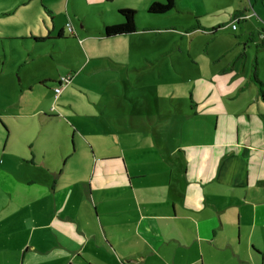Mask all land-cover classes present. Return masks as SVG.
I'll return each mask as SVG.
<instances>
[{
    "label": "crops",
    "instance_id": "1",
    "mask_svg": "<svg viewBox=\"0 0 264 264\" xmlns=\"http://www.w3.org/2000/svg\"><path fill=\"white\" fill-rule=\"evenodd\" d=\"M51 1L48 8L61 9ZM66 26L58 36L74 32L70 20ZM126 85L140 99L138 118L147 111L159 119L152 121L155 144L142 139L135 124V131L112 133L119 146L107 143L109 154L98 153L88 139L91 155L79 159L75 143L72 153H62L64 163L71 161L74 172L85 164L87 172L61 184L64 168L37 162L43 154L39 147L35 153L34 143L28 162L45 164L46 176L20 170L18 157H7L15 153L3 154L0 264H264V100L258 85L247 105L210 90V97L196 93L197 106L184 116L177 109L155 117L145 87ZM71 92L63 89L57 100L74 107L68 115L77 131L83 113ZM40 114L45 121L54 117ZM174 114L202 121L177 134L166 121ZM103 130L110 132L107 125Z\"/></svg>",
    "mask_w": 264,
    "mask_h": 264
},
{
    "label": "rangeland",
    "instance_id": "2",
    "mask_svg": "<svg viewBox=\"0 0 264 264\" xmlns=\"http://www.w3.org/2000/svg\"><path fill=\"white\" fill-rule=\"evenodd\" d=\"M154 1L164 0H55L61 6L56 11L48 8L51 0H0V159L15 153L7 157H18L20 170L46 176L45 164L28 162L29 144L34 143L35 153L39 147L43 154L37 162H60L58 167L64 168L61 184L87 172L85 164L74 172L71 161L64 163L62 153H72L75 143L79 159L91 155L88 139L98 153L109 154L107 143L119 146L112 133L135 131V124L140 137L155 144L152 121L159 119L148 118L142 102L145 118H138L143 114L135 106L140 99L126 81L145 87L154 117L177 109L184 116L191 105L197 106L196 93L210 97V90L244 105L257 96L255 68L264 80L259 34L264 28L263 0H175L169 11L151 14L148 6ZM121 7L136 10L137 29L131 35L103 38L105 23L111 26L123 18ZM245 8L247 18L236 20L235 12ZM67 20L76 34L58 36ZM97 64L104 67L94 69ZM90 68L94 70L88 72ZM55 74L69 79L63 89L72 91L75 109L83 113L77 131L68 115L76 113L74 107L55 98ZM42 77L49 80L43 83ZM42 111L56 118L45 121ZM183 116L166 120L173 133L184 131L191 121L190 127L198 129L202 120Z\"/></svg>",
    "mask_w": 264,
    "mask_h": 264
},
{
    "label": "trees",
    "instance_id": "3",
    "mask_svg": "<svg viewBox=\"0 0 264 264\" xmlns=\"http://www.w3.org/2000/svg\"><path fill=\"white\" fill-rule=\"evenodd\" d=\"M264 2V0H263ZM252 4V3H251ZM175 6V0H164V1H154L148 6V12L151 14H162L170 9H172ZM253 8V6H251ZM245 9H238L235 12V19H246L248 14H246ZM119 13L123 16V21L119 23H114L113 25L105 26L104 33L106 36H116L126 33H131L136 30V10H134L131 7H121L119 9ZM218 26L217 28H219ZM217 28H214L213 31H216ZM259 34H262L263 42L261 46H264V28L263 31H260ZM254 78L258 84L259 87V93L264 100V80H262L257 73V68L254 69ZM61 81V77L58 78V84Z\"/></svg>",
    "mask_w": 264,
    "mask_h": 264
},
{
    "label": "built area",
    "instance_id": "4",
    "mask_svg": "<svg viewBox=\"0 0 264 264\" xmlns=\"http://www.w3.org/2000/svg\"><path fill=\"white\" fill-rule=\"evenodd\" d=\"M233 28H236V25L235 24H233ZM68 78H65V79H63L62 77H61V81H60V83H59V85H57L56 87H55V98L57 99L58 97H59V95L61 94V92H62V90H63V86L68 82Z\"/></svg>",
    "mask_w": 264,
    "mask_h": 264
}]
</instances>
